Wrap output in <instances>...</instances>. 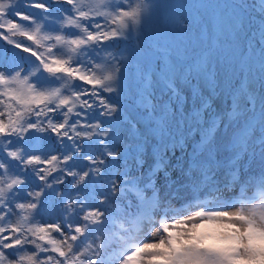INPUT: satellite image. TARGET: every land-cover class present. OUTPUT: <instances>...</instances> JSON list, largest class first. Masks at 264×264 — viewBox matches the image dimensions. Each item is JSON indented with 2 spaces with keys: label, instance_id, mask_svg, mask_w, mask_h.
Instances as JSON below:
<instances>
[{
  "label": "snow or ice",
  "instance_id": "obj_1",
  "mask_svg": "<svg viewBox=\"0 0 264 264\" xmlns=\"http://www.w3.org/2000/svg\"><path fill=\"white\" fill-rule=\"evenodd\" d=\"M0 264H264V0H0Z\"/></svg>",
  "mask_w": 264,
  "mask_h": 264
},
{
  "label": "trees",
  "instance_id": "obj_2",
  "mask_svg": "<svg viewBox=\"0 0 264 264\" xmlns=\"http://www.w3.org/2000/svg\"><path fill=\"white\" fill-rule=\"evenodd\" d=\"M171 0H159V2L163 5L165 4V2L168 4V2H170ZM186 15H191L190 13L185 12ZM172 14H170V12L165 9V7H162L159 10V14L157 16L156 19V23L157 24H168L170 22ZM10 47V46H9Z\"/></svg>",
  "mask_w": 264,
  "mask_h": 264
},
{
  "label": "rangeland",
  "instance_id": "obj_3",
  "mask_svg": "<svg viewBox=\"0 0 264 264\" xmlns=\"http://www.w3.org/2000/svg\"><path fill=\"white\" fill-rule=\"evenodd\" d=\"M171 2H173V0H171L170 2H168V3H171ZM170 11V14H173V12L175 11L174 9H171V8H168ZM186 15V14H185Z\"/></svg>",
  "mask_w": 264,
  "mask_h": 264
}]
</instances>
